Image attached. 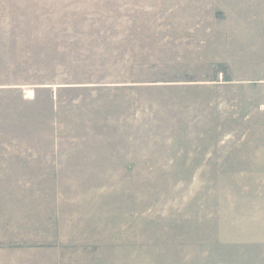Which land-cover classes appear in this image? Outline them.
<instances>
[{
	"label": "rangeland",
	"instance_id": "obj_1",
	"mask_svg": "<svg viewBox=\"0 0 264 264\" xmlns=\"http://www.w3.org/2000/svg\"><path fill=\"white\" fill-rule=\"evenodd\" d=\"M263 157L264 0H0V258L264 264Z\"/></svg>",
	"mask_w": 264,
	"mask_h": 264
},
{
	"label": "crops",
	"instance_id": "obj_2",
	"mask_svg": "<svg viewBox=\"0 0 264 264\" xmlns=\"http://www.w3.org/2000/svg\"><path fill=\"white\" fill-rule=\"evenodd\" d=\"M260 159L264 163V157L260 158ZM18 183L22 184L23 186H25L26 183L28 186H30L32 184L30 179L27 180V182H26V180H23V181H20ZM0 186H1V184H0ZM0 264H46V262L44 260H40V259L0 258Z\"/></svg>",
	"mask_w": 264,
	"mask_h": 264
},
{
	"label": "bare ground",
	"instance_id": "obj_3",
	"mask_svg": "<svg viewBox=\"0 0 264 264\" xmlns=\"http://www.w3.org/2000/svg\"><path fill=\"white\" fill-rule=\"evenodd\" d=\"M33 94H32V92L31 91H27V93H26V98H31V96H32Z\"/></svg>",
	"mask_w": 264,
	"mask_h": 264
}]
</instances>
